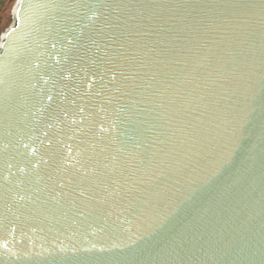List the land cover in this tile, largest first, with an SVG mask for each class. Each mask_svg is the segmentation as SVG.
Listing matches in <instances>:
<instances>
[{
    "label": "water",
    "instance_id": "water-1",
    "mask_svg": "<svg viewBox=\"0 0 264 264\" xmlns=\"http://www.w3.org/2000/svg\"><path fill=\"white\" fill-rule=\"evenodd\" d=\"M0 35V264H264V0H16Z\"/></svg>",
    "mask_w": 264,
    "mask_h": 264
},
{
    "label": "trees",
    "instance_id": "trees-1",
    "mask_svg": "<svg viewBox=\"0 0 264 264\" xmlns=\"http://www.w3.org/2000/svg\"><path fill=\"white\" fill-rule=\"evenodd\" d=\"M16 0H0V34L11 23V9Z\"/></svg>",
    "mask_w": 264,
    "mask_h": 264
},
{
    "label": "rangeland",
    "instance_id": "rangeland-1",
    "mask_svg": "<svg viewBox=\"0 0 264 264\" xmlns=\"http://www.w3.org/2000/svg\"><path fill=\"white\" fill-rule=\"evenodd\" d=\"M14 6V5H13ZM12 9H13V7H12ZM12 9H11V12H12ZM1 35V34H0Z\"/></svg>",
    "mask_w": 264,
    "mask_h": 264
}]
</instances>
